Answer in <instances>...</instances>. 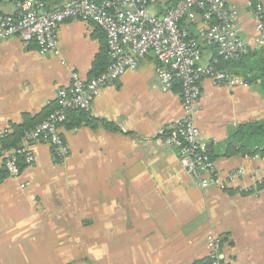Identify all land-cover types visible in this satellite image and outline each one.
I'll return each instance as SVG.
<instances>
[{"label": "crops", "instance_id": "obj_1", "mask_svg": "<svg viewBox=\"0 0 264 264\" xmlns=\"http://www.w3.org/2000/svg\"><path fill=\"white\" fill-rule=\"evenodd\" d=\"M42 1L47 8L59 2ZM178 1L147 0V11L159 17ZM225 2L237 6L250 51L259 50L248 1ZM261 6L264 24V0ZM15 11V3L0 0V14ZM199 22L190 24L193 38ZM56 39L58 55L40 54L34 42L18 37L0 41V133L26 117L42 121L71 72L87 81L100 58L109 63L105 36L91 23L64 22ZM201 50L205 64L213 52L203 44ZM157 69L145 57L103 89L88 113H69L58 130L67 149L63 161L45 144H27L33 161L20 162L15 179L0 160V264H204L209 235L223 239L225 262L264 264V185L256 196L236 192L262 178L264 146L222 156L237 126L264 122V90L257 83L201 82L195 123L211 146L215 171L222 178L244 172L225 191L201 189L162 143L183 109L180 86L163 88Z\"/></svg>", "mask_w": 264, "mask_h": 264}, {"label": "built area", "instance_id": "obj_2", "mask_svg": "<svg viewBox=\"0 0 264 264\" xmlns=\"http://www.w3.org/2000/svg\"><path fill=\"white\" fill-rule=\"evenodd\" d=\"M2 1L15 3L16 11L12 15L0 14V41L18 37L26 43L34 42L40 54L58 55L59 26L68 21L88 22L103 32L109 59L106 70L90 80L71 72L68 87L56 93L54 110L24 132L18 149L0 150V160L9 177L16 179L21 175V163L24 166L32 163L33 157L25 148L27 144H45L57 162L63 161L67 149L58 130L66 123L68 114L88 113L91 102L103 89L114 86L125 71L136 69L139 61L148 56L158 65L156 79L163 88L168 89L174 83L181 88L183 116L162 137L163 145L177 154L181 170L199 188L214 187L220 191L244 175L243 171H235L222 178L216 173L209 145L201 140L195 123L203 80L215 87L249 86L219 67L221 62L239 60L250 50L241 37L236 5H228L225 0H179L166 13L155 17L147 11V0H59L52 8H47L42 0ZM247 1L249 13L256 19L254 44L264 50L262 0ZM197 18L200 22L197 37L193 38L190 24ZM202 44L214 50L205 64ZM4 133H0V139ZM261 176L254 187L238 188L236 192L256 196L258 186L264 185V170ZM205 243L206 264H230L223 257L221 237L209 235Z\"/></svg>", "mask_w": 264, "mask_h": 264}, {"label": "trees", "instance_id": "obj_3", "mask_svg": "<svg viewBox=\"0 0 264 264\" xmlns=\"http://www.w3.org/2000/svg\"><path fill=\"white\" fill-rule=\"evenodd\" d=\"M210 49L214 53V50L212 48ZM100 60V64L93 68L92 76H98L99 73H102L106 70L109 64L105 57L100 58ZM219 67L221 70L229 71L231 73L234 72L233 74L246 81L249 85L257 83L258 86L264 90L263 49H255L252 51L249 50L248 54L239 60L221 62ZM40 122L41 121H31V118L26 117L23 124L11 126V129L6 131V133H4L0 139V150L10 151L18 149L21 144L24 132L39 124ZM262 146H264V122L239 125L233 131H231L228 140L225 142L223 148L224 153L222 156L228 157L236 153L249 155L251 150H253L255 147L261 148ZM208 149L212 160V149L210 145ZM261 153L264 154V151ZM206 263H208V260L204 264Z\"/></svg>", "mask_w": 264, "mask_h": 264}]
</instances>
